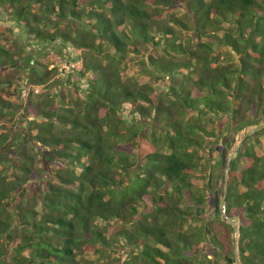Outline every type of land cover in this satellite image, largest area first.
<instances>
[{"label": "trees", "instance_id": "1", "mask_svg": "<svg viewBox=\"0 0 264 264\" xmlns=\"http://www.w3.org/2000/svg\"><path fill=\"white\" fill-rule=\"evenodd\" d=\"M0 13L26 36L21 55L1 28L0 72L26 67L41 90L0 88V264H231L234 229L208 197L232 134L264 119V0H0ZM54 45L66 71L32 66L26 49ZM225 204L242 264H264V128L230 161Z\"/></svg>", "mask_w": 264, "mask_h": 264}, {"label": "rangeland", "instance_id": "2", "mask_svg": "<svg viewBox=\"0 0 264 264\" xmlns=\"http://www.w3.org/2000/svg\"><path fill=\"white\" fill-rule=\"evenodd\" d=\"M8 23L12 24V29H14V34L12 36V41H7L5 43L6 47L8 49H11L12 51H19L21 52V55L23 54L22 50V45L20 43L21 38H25V32L20 27V25L14 24L10 21H8V16L5 13H0V40L3 38H7V31H1V28H5ZM4 35V37H2ZM9 35V33H8ZM11 38V35H9ZM59 46L54 45V46H49V47H41V46H33L26 51L28 54L32 57V66L38 67L37 63L40 65L42 69H51L56 63H58L59 66V71L62 69L67 70L68 66L66 65L65 61L58 62L53 58V55H56L57 50ZM21 60V58L19 59ZM22 62L20 61L18 64H21ZM72 66H76L78 68L81 67V62L80 61H73L71 62ZM39 67V68H40ZM139 69V66L133 62L129 63L128 65V72L132 73L134 70ZM30 70L26 67H13L7 70H2L0 72V88L5 90H9L10 93H16V97L13 98L16 101H24L23 99L26 98L27 94L29 92L35 91V90H40L38 86H30V81L27 78V75H30ZM64 73V72H63ZM140 77L139 81L143 82L145 81L146 75L145 74H139ZM15 89L18 90V92L15 91ZM20 89V92H19ZM41 91V90H40ZM18 93V94H17ZM26 115L22 113V111H18L13 117L6 116L5 120L3 121L6 126H9V130H11L12 138L13 137H18L21 133L26 131L27 128V122H26ZM264 121V119H263ZM12 123H15L16 125L11 127L13 125ZM25 135V134H24ZM232 137H236V134H232ZM233 148V147H232ZM231 149L228 150L230 152ZM221 170L223 171L224 169L221 166ZM218 173V172H217ZM215 190L218 191L219 195L221 196V187L218 185ZM209 201L213 200V194H211L209 197ZM208 212H212V209H210ZM210 219L213 218V214L211 213V216L209 217ZM237 244V241H236ZM235 244V245H236ZM238 248V247H237Z\"/></svg>", "mask_w": 264, "mask_h": 264}, {"label": "water", "instance_id": "3", "mask_svg": "<svg viewBox=\"0 0 264 264\" xmlns=\"http://www.w3.org/2000/svg\"><path fill=\"white\" fill-rule=\"evenodd\" d=\"M264 128V121L254 125H248L239 130L236 134L233 148L230 152L226 148H223L221 151V166L224 169V177H223V191L221 196L218 191L215 190L214 198H213V210L217 213H220L221 217L225 219L234 229V237L235 241L238 239V224L239 217L238 216H229L226 213V191H227V179H228V171L230 167V161L236 157L239 147L242 142L250 135L258 132ZM229 137H224L223 142L228 141ZM228 262L231 264H242L240 257L238 256V248L237 244L235 245V255L234 258H227Z\"/></svg>", "mask_w": 264, "mask_h": 264}]
</instances>
